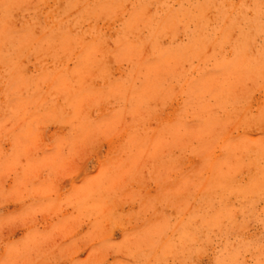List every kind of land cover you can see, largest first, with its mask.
<instances>
[{
    "label": "rangeland",
    "instance_id": "1",
    "mask_svg": "<svg viewBox=\"0 0 264 264\" xmlns=\"http://www.w3.org/2000/svg\"><path fill=\"white\" fill-rule=\"evenodd\" d=\"M0 264H264V0H0Z\"/></svg>",
    "mask_w": 264,
    "mask_h": 264
}]
</instances>
